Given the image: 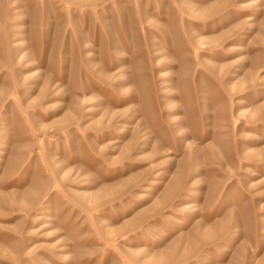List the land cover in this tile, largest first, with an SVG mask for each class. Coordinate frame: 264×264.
Returning <instances> with one entry per match:
<instances>
[{
	"label": "rangeland",
	"instance_id": "374dc122",
	"mask_svg": "<svg viewBox=\"0 0 264 264\" xmlns=\"http://www.w3.org/2000/svg\"><path fill=\"white\" fill-rule=\"evenodd\" d=\"M0 264H264V0H0Z\"/></svg>",
	"mask_w": 264,
	"mask_h": 264
}]
</instances>
